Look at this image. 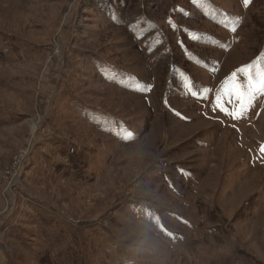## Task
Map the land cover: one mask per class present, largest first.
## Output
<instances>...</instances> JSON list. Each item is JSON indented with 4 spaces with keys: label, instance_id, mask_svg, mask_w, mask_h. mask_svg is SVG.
Instances as JSON below:
<instances>
[{
    "label": "rangeland",
    "instance_id": "obj_1",
    "mask_svg": "<svg viewBox=\"0 0 264 264\" xmlns=\"http://www.w3.org/2000/svg\"><path fill=\"white\" fill-rule=\"evenodd\" d=\"M262 53L264 0H0V264H264Z\"/></svg>",
    "mask_w": 264,
    "mask_h": 264
},
{
    "label": "snow or ice",
    "instance_id": "obj_2",
    "mask_svg": "<svg viewBox=\"0 0 264 264\" xmlns=\"http://www.w3.org/2000/svg\"><path fill=\"white\" fill-rule=\"evenodd\" d=\"M242 3L243 6L247 8L252 3V0H242ZM238 22L239 18L227 22L226 26L228 30L235 33ZM170 23H172L173 27H176L171 20ZM213 43L221 47L227 46L220 45L218 41H214ZM188 55L191 58L193 54L188 53ZM197 60H199L198 57ZM260 61H264V53L261 54L257 61L241 66V68L231 73L230 76L225 79L221 89L217 91L214 101V111L219 109L225 115L235 120H239L247 115L248 110L253 106L257 96L264 95V67L257 66ZM240 74H243V80H241ZM185 86L191 90V95H201L198 90L193 89L191 81ZM204 91L207 92L208 89H204ZM225 98H227L228 104L233 105L231 109L226 106ZM259 152L264 156V144L260 145Z\"/></svg>",
    "mask_w": 264,
    "mask_h": 264
}]
</instances>
